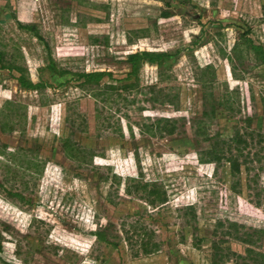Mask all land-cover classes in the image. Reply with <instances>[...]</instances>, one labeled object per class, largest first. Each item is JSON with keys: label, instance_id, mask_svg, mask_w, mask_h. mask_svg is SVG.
I'll return each instance as SVG.
<instances>
[{"label": "rangeland", "instance_id": "374dc122", "mask_svg": "<svg viewBox=\"0 0 264 264\" xmlns=\"http://www.w3.org/2000/svg\"><path fill=\"white\" fill-rule=\"evenodd\" d=\"M0 247L264 264V0H0Z\"/></svg>", "mask_w": 264, "mask_h": 264}, {"label": "trees", "instance_id": "16d2710c", "mask_svg": "<svg viewBox=\"0 0 264 264\" xmlns=\"http://www.w3.org/2000/svg\"><path fill=\"white\" fill-rule=\"evenodd\" d=\"M162 17L163 18H168L170 17V14L169 13H162ZM251 49L254 51V52H258L259 50H261V48L257 45H254V44H251ZM168 55H166L165 53H155V52H147V51H144V52H139V53H135V54H131L127 57V64L130 66L131 68V73L132 75H134L139 66H140V63L143 61V62H147V63H150V64H156V65H159L162 61H164V59H166ZM107 75L108 77H111V74L110 73H102V72H93V73H85V74H82L81 77L85 80V81H93V82H98L104 75ZM129 77V75L127 76ZM19 83L20 85H22L23 87H30V85H28V83H26L23 79L19 78ZM119 88V87H118ZM118 88H116L115 86L111 85L110 86V90L113 91V92H119L118 91ZM121 88H125L124 86H122ZM232 169L234 170H238V167L239 165L234 162L232 163L231 165ZM150 194H153V191L150 192ZM157 198L159 200H164L165 201V196H164V193H163V196L164 197H161L160 195L157 194ZM96 235H99V233H96ZM1 248V247H0ZM150 250L151 249H147V248H144L142 251L147 254V253H150Z\"/></svg>", "mask_w": 264, "mask_h": 264}]
</instances>
